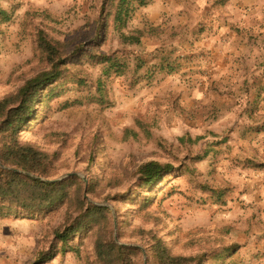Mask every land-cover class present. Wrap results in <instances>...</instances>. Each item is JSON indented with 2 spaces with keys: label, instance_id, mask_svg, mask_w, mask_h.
Instances as JSON below:
<instances>
[{
  "label": "rangeland",
  "instance_id": "obj_1",
  "mask_svg": "<svg viewBox=\"0 0 264 264\" xmlns=\"http://www.w3.org/2000/svg\"><path fill=\"white\" fill-rule=\"evenodd\" d=\"M101 4L0 0V101L51 70L35 61L40 32L64 47L65 72L56 83L64 94L36 107L39 117L27 124L22 142L55 156L56 170L46 180L73 175L86 186L93 182L86 199L112 211L119 245L145 252L135 232L153 231L178 256L239 246L224 264H264V169L252 161L259 138L250 131L254 113L247 104L256 92L247 80L249 62L229 57L222 63L216 52L201 50L200 32L211 38L213 29L190 25L187 0L144 2L127 29L138 33L133 47L122 46L111 25H101ZM114 54L128 64L121 78L107 77L96 62ZM150 162L177 171L126 199L118 196L128 186L109 187L114 175L130 178ZM204 188L221 190L222 201ZM49 232L41 218L0 220V264H88L85 254L95 258L87 241L80 255L38 262L50 252Z\"/></svg>",
  "mask_w": 264,
  "mask_h": 264
},
{
  "label": "trees",
  "instance_id": "obj_2",
  "mask_svg": "<svg viewBox=\"0 0 264 264\" xmlns=\"http://www.w3.org/2000/svg\"><path fill=\"white\" fill-rule=\"evenodd\" d=\"M146 1L102 0L101 25L105 24L104 28L111 25L122 46H135L138 33L128 34L127 29L133 16ZM34 55L35 61L51 70L29 79L15 94L0 101V220L41 218L45 226L49 225L51 232L47 233V237L51 241V249L49 253L42 252L38 262L50 261L57 254L80 255L87 241L92 242L95 253L94 259L85 254L88 264H224L239 251V246L222 245L210 250H196L192 256H178L173 254L158 233L143 230L135 233L145 245V252L119 245L114 239L112 211L86 199V195L94 193L92 181L86 186L78 177L60 183L46 180L56 170L55 156L22 142L21 134L34 117H39L36 110L38 105L43 109L47 102L64 94L62 86L56 84L65 72L64 47L40 32ZM96 62L103 65L107 77L115 74L121 78L128 69L125 59L117 54L102 57ZM256 168L264 169V165ZM176 171L172 165L150 162L141 165L130 178L114 175L109 187L120 189L128 186L125 193L118 196L126 199L130 193L153 190ZM204 189L205 193L211 194L212 199L222 201L224 193L221 190ZM147 202L146 207L151 203ZM60 216H63L62 222L52 228L51 223L59 220ZM193 244L198 246L199 242Z\"/></svg>",
  "mask_w": 264,
  "mask_h": 264
},
{
  "label": "crops",
  "instance_id": "obj_3",
  "mask_svg": "<svg viewBox=\"0 0 264 264\" xmlns=\"http://www.w3.org/2000/svg\"><path fill=\"white\" fill-rule=\"evenodd\" d=\"M187 19L190 25H208L213 29L211 38L208 34L202 37L200 32L203 39L198 36L197 40L201 50L216 52L222 63L229 57L246 58L249 62L247 80L251 78L256 92L247 104L254 113L250 131L259 138L254 141L252 161L257 166L264 165V96L258 94L264 90V0H187ZM238 69L235 72L239 83L245 85L247 80L242 79Z\"/></svg>",
  "mask_w": 264,
  "mask_h": 264
},
{
  "label": "water",
  "instance_id": "obj_4",
  "mask_svg": "<svg viewBox=\"0 0 264 264\" xmlns=\"http://www.w3.org/2000/svg\"><path fill=\"white\" fill-rule=\"evenodd\" d=\"M25 175H26V176H29V177H31V178H33V179L41 180V179H39V178H37V177H34V176H32V175H28V174H25ZM71 177H74V176H73V175H67V176L61 178V179L58 180V181H53V182H50V183H60V182H63L65 179H69V178H71ZM42 181H44V182H48V181H46V180H42Z\"/></svg>",
  "mask_w": 264,
  "mask_h": 264
}]
</instances>
